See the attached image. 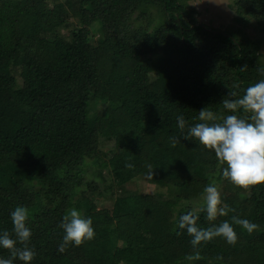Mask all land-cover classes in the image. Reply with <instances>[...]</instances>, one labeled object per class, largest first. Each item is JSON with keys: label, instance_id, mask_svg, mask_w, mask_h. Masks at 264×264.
<instances>
[{"label": "trees", "instance_id": "16d2710c", "mask_svg": "<svg viewBox=\"0 0 264 264\" xmlns=\"http://www.w3.org/2000/svg\"><path fill=\"white\" fill-rule=\"evenodd\" d=\"M181 1L0 0V232H12L17 206L29 210L30 264H264V185L234 187L221 179L212 151L183 139L201 109L233 114L221 104L228 92L242 96L264 78L261 44L246 32L253 21L264 39V0H231L236 19L228 29L196 20ZM70 18L67 42L58 27ZM171 137L180 143L173 147ZM213 182L235 211L208 221L198 209ZM131 184L138 191L126 192ZM148 185L157 190L144 192ZM101 186L97 196L111 207L98 210ZM72 208L92 219L95 236L61 253L59 225ZM193 210L202 228L232 216L258 228L233 224L235 245L217 237L199 246L202 259L187 261L192 238L177 221Z\"/></svg>", "mask_w": 264, "mask_h": 264}, {"label": "clouds", "instance_id": "9594fccd", "mask_svg": "<svg viewBox=\"0 0 264 264\" xmlns=\"http://www.w3.org/2000/svg\"><path fill=\"white\" fill-rule=\"evenodd\" d=\"M240 70L246 71L247 66ZM257 71L264 77V67H259ZM238 87L239 85H233V88ZM221 104L223 109L233 114L218 117L210 107H205L198 112V120L201 122L188 127L183 139L195 138L205 149L212 151L220 167L221 179L227 180L234 187L247 191L254 186L264 185V78L248 86L242 96H238L235 90L229 91ZM218 120L220 122H216ZM176 121L177 127L184 132L187 123L184 117L178 115ZM170 141L175 147L180 143V137H171ZM125 167L134 166L129 163ZM147 168V179L152 180V166L147 165ZM201 199L203 205L198 211L205 212L208 221H214L218 216H228L235 211L222 202L219 186L215 182L204 187ZM10 219L12 232H0V249L9 253L7 258L0 257V264H15L16 260L30 264L36 253L29 247L32 235L30 228L26 226L29 210L24 206H17L10 213ZM198 219L197 210H193L179 216L177 221V228L186 230L192 238L190 244L194 253L185 257L187 261L202 259L199 246L214 238L222 237L227 244L235 245L238 237L233 224L241 226L248 233L258 228L257 224L239 216H232L231 223L225 220L208 228L199 227ZM59 228L64 232L58 247L61 253L69 245L80 246L95 236L92 219L85 218L75 208L69 209L63 216ZM216 259L219 261L223 257L217 256Z\"/></svg>", "mask_w": 264, "mask_h": 264}, {"label": "rangeland", "instance_id": "374dc122", "mask_svg": "<svg viewBox=\"0 0 264 264\" xmlns=\"http://www.w3.org/2000/svg\"><path fill=\"white\" fill-rule=\"evenodd\" d=\"M181 3L183 5H185L189 10L195 11L196 20H199L200 22H203L205 24L210 23L215 28L228 29L229 27H231L232 24H235L234 21L236 19V15H235L236 12L232 6L233 3L231 0H182ZM139 14L140 13H135L134 16L132 17L133 18L132 22H133L134 26L139 21ZM155 16H157L155 11H153L152 14L149 13V17H151L152 19ZM141 22H143V26L146 24V22H144V21H141ZM154 22L152 24H150V26L155 24ZM75 24H76V21L73 20L72 18H70L65 23V25H63V27H61V28L58 27L59 37L63 38L64 41L66 40L67 42H72L74 40L73 31H74ZM254 24L255 23L253 21H251L250 25L246 28V32L252 41L254 40V41L259 42L261 44V48H260L258 53L260 54V57H259L260 63L264 65V39H262V37L258 35V33L255 29L256 25H254ZM243 29H245V28H243ZM244 31H242V32L244 33ZM107 143L108 142H105V144H103V145H105L102 148L103 151L105 149H107L106 148ZM100 145H102V142L100 143ZM101 165H102L101 167H106L103 162L101 163ZM88 169H89L88 172H90V167ZM102 173L103 174L101 175V179L104 182L109 183V181H110L109 174L111 172H107V170H105ZM88 180H90V179H88ZM223 183H224V181H223ZM217 185L219 186V189L221 192V199H223V196H227L228 192L226 191L225 187L222 186L221 182L217 183ZM104 188H105V186L104 187L101 186L100 189H98V191L95 193L96 202L99 201L98 208H97L98 210L111 207L110 202L104 203L101 200H99L101 198H104V195L97 196L98 194L102 193ZM106 190H107V188H106ZM156 190H157V187L155 185H148L144 192L152 194ZM125 191L126 192L127 191L136 192V191H138L137 185L136 184L127 185L125 187ZM119 192L123 193L124 191H119ZM247 195L249 196L250 194L248 193ZM244 197L246 198L247 196L244 195Z\"/></svg>", "mask_w": 264, "mask_h": 264}]
</instances>
